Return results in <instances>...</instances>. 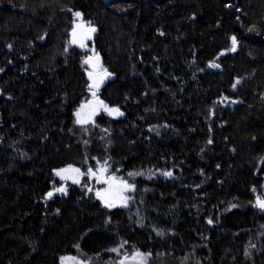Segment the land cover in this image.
I'll return each mask as SVG.
<instances>
[{
  "label": "trees",
  "instance_id": "obj_1",
  "mask_svg": "<svg viewBox=\"0 0 264 264\" xmlns=\"http://www.w3.org/2000/svg\"><path fill=\"white\" fill-rule=\"evenodd\" d=\"M74 21L96 29L84 47ZM89 52L123 115L78 125ZM68 165L78 184L55 174ZM104 166L134 186L124 208L89 187ZM257 196L264 0H0V264H117L137 249L147 264H264Z\"/></svg>",
  "mask_w": 264,
  "mask_h": 264
},
{
  "label": "snow or ice",
  "instance_id": "obj_2",
  "mask_svg": "<svg viewBox=\"0 0 264 264\" xmlns=\"http://www.w3.org/2000/svg\"><path fill=\"white\" fill-rule=\"evenodd\" d=\"M73 16L76 18L81 17L80 12H74ZM96 31L95 28L91 27L90 25L86 26L83 23H75L74 21V27L71 32V43L78 44L80 47L85 46V41L91 38V34ZM232 47L233 50H235L236 47V38L232 37ZM99 56L95 52L92 56L87 57L84 60V63L88 64L92 71L88 72V78H89V91L92 93L93 100L88 102L87 104L82 103L80 105V108L74 113L76 117V123L77 124H86L91 120V117L95 115L96 111L103 107L109 115L117 114L122 115L120 113L118 108H109V106L105 105L102 100H99L97 97V91L99 90L101 84L104 82L105 78L110 75L106 70H101L99 68ZM217 66L218 65H213ZM238 83V81H237ZM235 87V85L233 86ZM106 163V162H105ZM107 171V167H98L95 171L92 169L88 170L89 177H95L97 182H103L104 184H107L108 187L103 190H97L96 196L98 199L101 200V202L105 205V207L113 208L116 206L117 203H126L127 198L124 196V193L126 191H130L133 189V185L127 183L124 180H117L116 177H105L104 173ZM57 176H59L62 180L71 179L74 184H78L79 177L82 175L79 168H74L72 165H68L65 169L57 170L55 173ZM133 175H140V173H129V176ZM165 176H171V172H165L163 173ZM55 191L58 192H66V188L61 186L58 189H55ZM255 191V189H253ZM48 196H51L52 193L49 192L47 194ZM256 207L260 209H264V197L257 196L256 197ZM211 223V221H209ZM112 251H117V249H112ZM150 255V253H143L141 251L134 250L130 256H126L123 259L120 260L119 264H147V258ZM247 255V253H246ZM66 261H71V264H80V262L75 257H61V264H65Z\"/></svg>",
  "mask_w": 264,
  "mask_h": 264
},
{
  "label": "rangeland",
  "instance_id": "obj_3",
  "mask_svg": "<svg viewBox=\"0 0 264 264\" xmlns=\"http://www.w3.org/2000/svg\"><path fill=\"white\" fill-rule=\"evenodd\" d=\"M79 23H82V22H79ZM79 23H78V24H79ZM87 25H88V24H87ZM87 25H86V26H87ZM92 55H93V53L89 52L88 54L85 55V57L82 58V61H81V63H82V67H83V70H84V74H85V76H86V80H87V82H88V85H89V83H90L89 78H88V72H89V71H92V69H91V67H90L88 64L84 63V60H85L87 57L92 56ZM98 64H99V68H100L101 70H106V69L103 67L100 58H99ZM106 71H107V70H106ZM107 72H108V71H107ZM108 73H109V72H108ZM111 79H113V75H112V74L108 75V76L105 78L104 82L101 84L99 90L97 91V97L99 98V100H101V99H100V96H99V91H100V89L103 87V85H104L107 81H109V80H111ZM92 100H93L92 93L89 91V88H88V86H87V98H86V101H85L84 103L87 104L88 102H90V101H92ZM104 104H105V103H104ZM105 105H106V104H105ZM79 108H80V107H79ZM79 108H78V109H79ZM109 108H111V107H109ZM78 109H77V110H78ZM120 113H121V112H120ZM99 115H104V116H106V117H108V118H110V119H119V118L122 117L123 114H122V115H117V114L109 115V113H108L103 107H100V108L96 111L95 115L91 117V120H90L88 123H92L93 120L95 119V117H97V116H99ZM74 118H75V121H76V117H75V115H74ZM75 123H76V122H75ZM88 123H86V124H88ZM76 124H77V123H76ZM78 125H85V124H78ZM104 176H105V177H113V176H106L105 173H104ZM80 178H81V176L79 177V181L81 180ZM68 180H71V179H68ZM117 180H121V179H118V178H117ZM71 181H72V180H71ZM89 184H90L89 187L91 188V190H92L95 194H96L97 190H103V189H105V188L108 187V185H107V184H104L102 181H101V182H97V180H96L95 177H92V179L89 178ZM61 186H63L64 188H66V185H65V184H63V185H61ZM61 186H60V187H61ZM60 187H59V188H60ZM131 192H132V190H130V191H126V192L124 193V196L127 198L126 203H123V204H122V203H117L116 206L113 207V208H108V207H106V208H108V209L124 208V207L126 206V204H127L128 196H129V194H130ZM58 193H62V192L54 191V192L52 193V195H54V194H58ZM99 200H100V199H99ZM100 202H101V200H100ZM101 203H102V202H101ZM102 205L105 207V205H104L103 203H102ZM126 256H130V255H126ZM126 256H122V257L117 261V264H119L120 260L123 259V258L126 257ZM64 257H75V258L80 262V264H97V262H94V263H93V260L83 259V258L78 257V256H71V255H69V256H64ZM147 261H148V258H147ZM102 263H103V262H102ZM102 263H100V264H102ZM59 264H61V257L59 258ZM65 264H71V261H66ZM98 264H99V263H98ZM103 264H105V263H103Z\"/></svg>",
  "mask_w": 264,
  "mask_h": 264
},
{
  "label": "water",
  "instance_id": "obj_4",
  "mask_svg": "<svg viewBox=\"0 0 264 264\" xmlns=\"http://www.w3.org/2000/svg\"><path fill=\"white\" fill-rule=\"evenodd\" d=\"M86 41H87V40H86ZM86 41H85V42H86ZM85 42H84V43H85ZM75 45L79 46L78 44H75ZM79 47H80V46H79Z\"/></svg>",
  "mask_w": 264,
  "mask_h": 264
}]
</instances>
